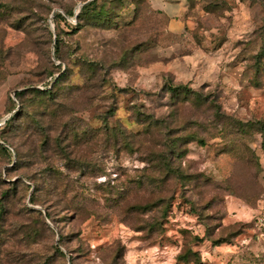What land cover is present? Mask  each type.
Segmentation results:
<instances>
[{
	"label": "rangeland",
	"instance_id": "obj_1",
	"mask_svg": "<svg viewBox=\"0 0 264 264\" xmlns=\"http://www.w3.org/2000/svg\"><path fill=\"white\" fill-rule=\"evenodd\" d=\"M91 1L0 0V264H264V0Z\"/></svg>",
	"mask_w": 264,
	"mask_h": 264
},
{
	"label": "trees",
	"instance_id": "obj_2",
	"mask_svg": "<svg viewBox=\"0 0 264 264\" xmlns=\"http://www.w3.org/2000/svg\"><path fill=\"white\" fill-rule=\"evenodd\" d=\"M95 3H96V0H93V1L85 4L81 8V12L79 13V17L83 16L87 10L92 9L94 7ZM56 46H57V43H56ZM62 80H63V75H61L59 78L56 79L54 85L52 86V89H50V90H45V91L33 90L30 92L23 91V92L18 93V96L19 97H22V96L25 97V96L29 95L28 96L29 97L28 98L29 107H35L36 101H40V107L47 109V111L50 113V112H52L50 109V107H51L50 103L55 99V97L57 95V93H55V88H56V86H59L61 84ZM118 130H120V129H118ZM101 134L105 135L109 139H113L115 141L114 146H117L120 142L119 137H118L119 133L117 134V131L112 130V128H110L108 126H106L105 128H103L101 130ZM107 142L111 143L110 141H107ZM2 150L4 153L8 154V150L6 148L2 147ZM7 194H8V190H6L5 196H7ZM31 201L33 203H35V200L32 199ZM5 207H6V204H5ZM3 209H6V208H3ZM221 243H223V242H221ZM216 245H218V244H216ZM5 253H6V251L4 250V254Z\"/></svg>",
	"mask_w": 264,
	"mask_h": 264
},
{
	"label": "built area",
	"instance_id": "obj_3",
	"mask_svg": "<svg viewBox=\"0 0 264 264\" xmlns=\"http://www.w3.org/2000/svg\"><path fill=\"white\" fill-rule=\"evenodd\" d=\"M256 227L260 230H264V192L262 193L258 201V214L256 218Z\"/></svg>",
	"mask_w": 264,
	"mask_h": 264
},
{
	"label": "crops",
	"instance_id": "obj_4",
	"mask_svg": "<svg viewBox=\"0 0 264 264\" xmlns=\"http://www.w3.org/2000/svg\"><path fill=\"white\" fill-rule=\"evenodd\" d=\"M177 3H179V2H177ZM183 8V7H182ZM161 11H163V10H161ZM163 13H164V11H163ZM165 14V13H164Z\"/></svg>",
	"mask_w": 264,
	"mask_h": 264
}]
</instances>
